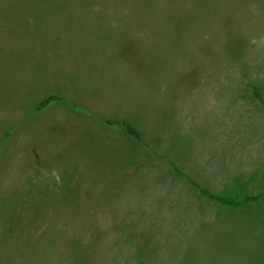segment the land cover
I'll return each instance as SVG.
<instances>
[{"label": "rangeland", "instance_id": "374dc122", "mask_svg": "<svg viewBox=\"0 0 264 264\" xmlns=\"http://www.w3.org/2000/svg\"><path fill=\"white\" fill-rule=\"evenodd\" d=\"M254 88L264 0H0V264H264Z\"/></svg>", "mask_w": 264, "mask_h": 264}, {"label": "trees", "instance_id": "16d2710c", "mask_svg": "<svg viewBox=\"0 0 264 264\" xmlns=\"http://www.w3.org/2000/svg\"><path fill=\"white\" fill-rule=\"evenodd\" d=\"M254 96L260 101L264 102V97L261 91L258 88H254ZM70 102L69 100L67 101L66 97L59 96V95H53L50 96L46 99H44L42 102L37 107V112L44 111L45 109L49 108L53 103L57 102ZM70 104L73 105L71 102ZM104 123L107 126L110 127H118L117 129L123 130L126 135L130 136L133 138L135 141L138 143L145 145L144 143V136L142 132L137 128L133 123L129 122H114V121H104ZM173 169L179 173L180 175H183L188 178V180L196 187L199 189L200 193L210 200L216 201L220 203L223 206L227 207H240L245 204L249 203H254L257 202L260 198L263 197V195H250L246 194L240 197V200L234 199V198H226L222 196H218L214 193H212L209 189L201 187L197 182H195L189 175L184 174L174 163H172Z\"/></svg>", "mask_w": 264, "mask_h": 264}]
</instances>
